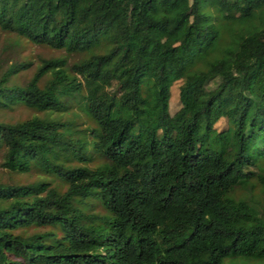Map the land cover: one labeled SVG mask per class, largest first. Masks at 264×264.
I'll use <instances>...</instances> for the list:
<instances>
[{"label":"trees","instance_id":"obj_1","mask_svg":"<svg viewBox=\"0 0 264 264\" xmlns=\"http://www.w3.org/2000/svg\"><path fill=\"white\" fill-rule=\"evenodd\" d=\"M207 3L0 0L1 30L63 50L0 72V109L45 112L0 120V167L64 184L0 180V264H264V0ZM75 103L94 126L49 114Z\"/></svg>","mask_w":264,"mask_h":264},{"label":"rangeland","instance_id":"obj_2","mask_svg":"<svg viewBox=\"0 0 264 264\" xmlns=\"http://www.w3.org/2000/svg\"><path fill=\"white\" fill-rule=\"evenodd\" d=\"M217 0H208L207 9L212 7L213 3ZM257 41H264V28H260L256 35ZM15 42V43H14ZM62 49H55L46 45L35 44L26 41L23 38H17L13 33L4 31L0 29V72L5 69L6 65L13 59L22 60L28 59L29 64L18 70L15 74L16 79L19 82H23L32 71L34 65L38 62L40 57L52 56V55H62ZM75 55H69L68 60L74 59ZM180 79H176L171 82L169 86V96H168V110L169 113H173L179 106L178 100V85ZM212 84V83H211ZM146 85L147 82H146ZM44 111H39L35 109L28 108L21 104H15L10 108L0 109V120L13 121L17 119H23L30 115H44ZM51 116H59L62 119L72 121V124L76 127H87L94 126L93 120L85 114L80 103L72 104L69 108L62 111H52L49 113ZM216 129H220L225 126V119L220 117L214 123ZM91 159L89 160L90 165L97 164L100 159L98 156L92 152ZM35 179H43L50 181L56 188H63V182L52 173H46L35 166H31L26 172H12L0 167V180L4 182H28ZM261 183L257 182L256 186L252 188L254 194L261 192ZM242 183L236 185L235 192L237 194L243 193ZM77 205L84 209L85 211L96 212L98 214H105L106 211L100 205L99 200L96 197L88 196L77 201ZM43 227L40 226H29L24 229V232H32L37 230H42ZM230 259L225 258L222 264H228ZM237 264H240L239 262ZM251 264V262L249 263Z\"/></svg>","mask_w":264,"mask_h":264}]
</instances>
